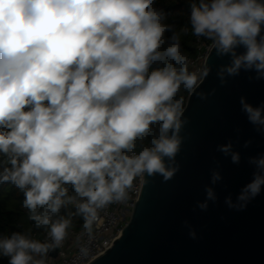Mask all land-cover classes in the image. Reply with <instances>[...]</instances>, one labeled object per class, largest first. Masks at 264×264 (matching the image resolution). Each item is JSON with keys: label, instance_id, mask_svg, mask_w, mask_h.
Segmentation results:
<instances>
[{"label": "clouds", "instance_id": "clouds-1", "mask_svg": "<svg viewBox=\"0 0 264 264\" xmlns=\"http://www.w3.org/2000/svg\"><path fill=\"white\" fill-rule=\"evenodd\" d=\"M156 0H0V184L24 196L32 227L0 233L7 264H48L83 220L92 238L101 213L126 204L138 181L167 182L181 170L177 160L190 118L185 97L214 96L201 89L212 73L215 51L229 62L216 69L221 87L244 72L264 80V0H190L187 23H165ZM211 41L202 67L190 70L181 36ZM166 33H171L166 37ZM243 48L242 52H238ZM199 90V91H198ZM241 111L264 135V102L244 96ZM237 131H239L237 129ZM252 140L244 142L248 148ZM216 151L239 164L230 139ZM252 179L230 209L243 210L264 189V153L248 157ZM219 162L195 209L218 200ZM69 205L75 212L67 210ZM62 209L67 210L62 212ZM183 225L192 239L196 230ZM43 230L44 239L33 235ZM88 256L90 249H80Z\"/></svg>", "mask_w": 264, "mask_h": 264}, {"label": "water", "instance_id": "water-1", "mask_svg": "<svg viewBox=\"0 0 264 264\" xmlns=\"http://www.w3.org/2000/svg\"><path fill=\"white\" fill-rule=\"evenodd\" d=\"M228 62L213 51L208 61L212 73L199 90L216 88V94L204 101L195 94L186 96L190 123L182 135L190 138L177 156L181 170L167 182L156 176L142 184L120 236L88 264H264V189L243 210L225 204L229 195L235 202L252 179L254 167L248 157L264 153V135L255 131L239 103L241 96L254 106L264 102V80L250 81L255 73L242 71L221 87L216 69ZM230 139L241 154L239 164L216 151ZM247 140L253 143L244 148ZM217 161L223 176L214 186L218 200L210 202L206 212L194 210L196 202L205 199L203 189ZM185 220L195 228L196 239L189 237Z\"/></svg>", "mask_w": 264, "mask_h": 264}, {"label": "built area", "instance_id": "built-area-1", "mask_svg": "<svg viewBox=\"0 0 264 264\" xmlns=\"http://www.w3.org/2000/svg\"><path fill=\"white\" fill-rule=\"evenodd\" d=\"M210 43L211 41L195 37L196 51L193 57H189L190 70H197L203 66ZM141 188L142 184L137 181L131 192V198L126 204L110 205L101 213L99 222L94 226L91 240L87 235L81 236L83 220L78 227H73L63 246L49 253L48 264H88L104 254L120 236L123 227L128 222ZM70 206L75 208L73 205ZM33 235L40 240H43L45 236L43 230L37 229H33ZM83 246L89 247L88 256L81 253L80 249Z\"/></svg>", "mask_w": 264, "mask_h": 264}, {"label": "trees", "instance_id": "trees-1", "mask_svg": "<svg viewBox=\"0 0 264 264\" xmlns=\"http://www.w3.org/2000/svg\"><path fill=\"white\" fill-rule=\"evenodd\" d=\"M190 0H156L155 7L163 10L167 14L165 23H172L179 30L188 20V3ZM166 37L171 33H166ZM181 48L188 57H193L196 51L195 37L191 31L187 35L181 36ZM185 100L187 93L181 92ZM24 199L23 193L10 183L0 184V233H10L12 231H23L32 227L33 222L28 219L27 210L22 207ZM67 210L75 212V208L69 205ZM67 210L62 209V212ZM82 218L74 217V227H78ZM0 264H7L6 258H0Z\"/></svg>", "mask_w": 264, "mask_h": 264}]
</instances>
